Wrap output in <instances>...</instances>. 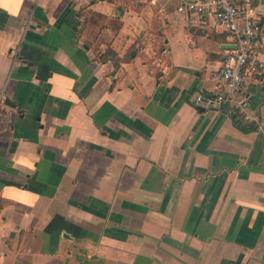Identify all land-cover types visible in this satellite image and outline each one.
Here are the masks:
<instances>
[{"label":"crops","instance_id":"0c3cea01","mask_svg":"<svg viewBox=\"0 0 264 264\" xmlns=\"http://www.w3.org/2000/svg\"><path fill=\"white\" fill-rule=\"evenodd\" d=\"M187 1L0 0V264H264V71L197 107L234 40Z\"/></svg>","mask_w":264,"mask_h":264},{"label":"built area","instance_id":"2783aa9c","mask_svg":"<svg viewBox=\"0 0 264 264\" xmlns=\"http://www.w3.org/2000/svg\"><path fill=\"white\" fill-rule=\"evenodd\" d=\"M241 1L188 0L179 10L190 12L197 18L196 23L207 15L212 16L215 26L228 32L234 40L233 48L225 51L222 66L212 76L210 92L198 94L195 105L205 110H219L223 104L231 103L235 112L252 122L255 119L249 100L238 96L252 75L264 71V25L249 14ZM14 59L16 63V55Z\"/></svg>","mask_w":264,"mask_h":264},{"label":"water","instance_id":"95a60500","mask_svg":"<svg viewBox=\"0 0 264 264\" xmlns=\"http://www.w3.org/2000/svg\"><path fill=\"white\" fill-rule=\"evenodd\" d=\"M66 236V238H68L69 236L68 235H65Z\"/></svg>","mask_w":264,"mask_h":264}]
</instances>
